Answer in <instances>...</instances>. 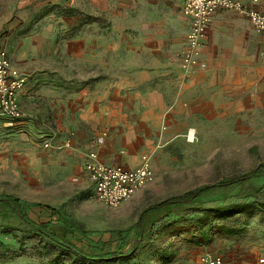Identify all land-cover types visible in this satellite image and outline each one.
Returning a JSON list of instances; mask_svg holds the SVG:
<instances>
[{
    "label": "rangeland",
    "instance_id": "374dc122",
    "mask_svg": "<svg viewBox=\"0 0 264 264\" xmlns=\"http://www.w3.org/2000/svg\"><path fill=\"white\" fill-rule=\"evenodd\" d=\"M176 2L0 0V47L26 77L31 99L23 101L33 114L0 119V194L59 209L58 215L39 207L26 212L38 223L61 215L90 232L68 235L87 254L95 242H108L94 254L111 253L112 264H192L203 253L226 264H264V175L213 188L195 204L162 213L130 255H114L115 231L130 229L147 206L264 161V42L244 47L239 64L179 69ZM106 97L123 102L112 142L116 155L147 154L155 172L153 182L116 208L93 197L71 143L75 133L92 131L96 102L100 107ZM72 113L90 123L71 121ZM227 204L252 210L215 214ZM221 226L242 232L230 235ZM134 241L132 233L120 253ZM0 264L93 262L31 231L17 215L0 214Z\"/></svg>",
    "mask_w": 264,
    "mask_h": 264
},
{
    "label": "built area",
    "instance_id": "2783aa9c",
    "mask_svg": "<svg viewBox=\"0 0 264 264\" xmlns=\"http://www.w3.org/2000/svg\"><path fill=\"white\" fill-rule=\"evenodd\" d=\"M259 0H183L182 15L189 22L186 47L177 53L180 68L192 71L199 64V53L206 29L216 13L229 10L245 16L257 33H264V14L255 6ZM26 77L11 63L7 50L0 49V119L23 120L27 113L20 105V93ZM69 146V143H66ZM49 147V142H45ZM84 171L93 197L109 208H116L154 180L148 155L140 164L127 169L121 165H105L93 152L86 155ZM192 264H225L219 256L203 253Z\"/></svg>",
    "mask_w": 264,
    "mask_h": 264
},
{
    "label": "crops",
    "instance_id": "0c3cea01",
    "mask_svg": "<svg viewBox=\"0 0 264 264\" xmlns=\"http://www.w3.org/2000/svg\"><path fill=\"white\" fill-rule=\"evenodd\" d=\"M175 1H177L176 3H178V7L181 8L180 14L178 13L177 17L178 21L182 25V27L178 25V27L172 31L174 40L176 42H180L177 50L178 53L186 47V34L189 29V22L182 15L183 0ZM255 7L264 14V0H259ZM258 38L264 42V33H257L245 16L234 11L220 10L216 13L208 28L206 29L205 37L202 40L200 48L199 64L197 67L198 69L201 68L205 70H211L212 68H218L219 70L221 66H227L228 61H234V65L239 64L235 61H240L243 59L242 57H245L244 53H247V50L243 48L250 46L252 41L253 45L256 46ZM1 48L2 47H0V49ZM249 55L246 54V57ZM9 58L13 64V59H11V57ZM13 66L15 65L13 64ZM141 74H143V76L147 75L145 72ZM26 90V86H24V89L20 93V105L27 115L30 114L33 117V114H31L29 112L30 110L27 108V103H24L23 101V99H31V96H28L30 93H27ZM142 102L145 104L144 100H142ZM96 103L99 109L96 110V116L94 117V120H92V124H90L93 126L91 127L93 132L89 131L88 129L87 134L77 132L71 139L73 154L81 155L82 157L81 160L83 173L85 172L84 161L86 159V155L91 152L95 153L98 160L105 165H121L127 169L135 168L140 164L142 155L147 154H142L140 157H133L132 154H130L131 151L127 150L126 153H130L128 154L127 158L125 157L126 159H123L122 156L116 155L117 150L112 143L114 137L117 135V133H115V124L122 121V114L117 113H123L122 110H118L123 106V102L121 100L119 101V99L116 97H106V100L103 103L100 102V107L98 106V102ZM91 109H94V107H91ZM74 111L75 110L72 112ZM73 114L74 113H72V116L69 118L71 121L75 118H78L77 120L79 122L81 121L90 123L88 120L81 119H87L85 116L80 117V114H78L75 117Z\"/></svg>",
    "mask_w": 264,
    "mask_h": 264
},
{
    "label": "trees",
    "instance_id": "16d2710c",
    "mask_svg": "<svg viewBox=\"0 0 264 264\" xmlns=\"http://www.w3.org/2000/svg\"><path fill=\"white\" fill-rule=\"evenodd\" d=\"M264 175V161L259 162L255 167L249 171L232 178L222 179L215 184L203 185L186 191L180 195L170 196L164 200L155 202L142 210L140 213L139 219L136 223L128 230L122 231L117 230L116 235L118 237V250L115 252V257H125L130 255L139 239H142L146 236L145 228L151 227L156 221L158 216L162 213H169L172 211H177L183 207V205L190 203H197L200 195L203 193L216 188V187H230L243 183L254 178H259ZM39 207L43 210H46L51 213V215L60 214L59 209L51 208L47 205L37 204L22 200L18 197L12 195L0 194V214L3 216L17 215L24 224L30 227V230L48 237L50 240L58 243L61 247H65L75 255L80 257L83 260L92 261L93 264H112L114 260L111 258V253H104L96 255L95 252L104 251L109 245L108 242L97 241L94 243L93 247L89 249L93 252L87 254L83 250L79 249L71 240L68 239V235L73 236L76 239L79 237L86 238L90 232L84 230L81 226L75 224L74 222L63 218L59 215V218L56 221L50 220L48 222L38 223L31 220L26 212L27 209ZM215 214L221 217H227L235 213L244 212L247 214L251 213V205L244 204H227L223 206H216L214 208ZM208 212H212L213 209H207ZM220 231H223L230 235H235L242 230L234 229L226 226L219 227ZM135 233V241L132 243L130 250L127 254H121L120 250L127 245L129 236ZM204 234H200V239L206 238ZM195 260V259H194Z\"/></svg>",
    "mask_w": 264,
    "mask_h": 264
}]
</instances>
